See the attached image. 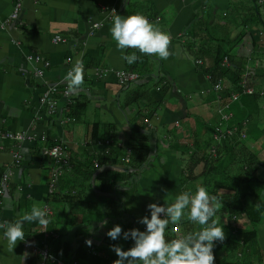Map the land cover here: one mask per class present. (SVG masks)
<instances>
[{
  "label": "crops",
  "instance_id": "1",
  "mask_svg": "<svg viewBox=\"0 0 264 264\" xmlns=\"http://www.w3.org/2000/svg\"><path fill=\"white\" fill-rule=\"evenodd\" d=\"M17 1L21 5L11 18ZM115 11L141 13L167 32L170 55L162 59L137 52L139 59L127 64L108 31ZM262 20L264 4L256 0H0V181L11 168L0 195V222L18 218L34 204L48 209L50 221L47 225L25 223L30 246L18 242L12 252L0 239V264H22L25 252L23 264H40L42 258L34 248L46 247L53 254L51 245L58 240L70 250L86 239L92 240L91 247L106 245L103 238L114 225L113 215L129 216L135 223L149 201L171 202L175 193L202 184L208 163L202 158L189 176L185 165L191 152L200 151L207 140L209 148L223 140L211 137L216 126L224 129L237 124L233 113L224 120L217 112L223 90L229 87L216 91L205 72L218 45L245 66L254 91L263 93L259 112L240 122L246 136L234 135L241 144L229 147L221 161L229 165L240 156L229 166L235 176L244 165L243 157L247 158L249 180L231 186L244 211L232 220L217 211L216 218L224 225V239L255 229L247 256L252 264H264ZM93 22L99 25L92 28ZM56 34L64 40L53 42ZM29 54L40 55L48 64L30 60ZM75 64L82 65L83 83L70 89L65 76ZM121 71L127 80L120 81L117 72ZM51 86L54 113L40 101L44 89ZM69 103H80L77 116L69 114ZM95 123L98 135L92 139ZM8 131L23 132L26 137H4ZM143 138L148 153L138 169L130 164V147L140 146ZM54 143L62 145L68 164L61 167L52 185L57 163L45 151ZM185 147L189 152L183 151ZM228 191L231 188L218 192ZM126 204L134 206L126 208ZM45 230L50 236L43 235ZM224 246L225 242H218L213 252Z\"/></svg>",
  "mask_w": 264,
  "mask_h": 264
},
{
  "label": "clouds",
  "instance_id": "2",
  "mask_svg": "<svg viewBox=\"0 0 264 264\" xmlns=\"http://www.w3.org/2000/svg\"><path fill=\"white\" fill-rule=\"evenodd\" d=\"M108 29L115 47L121 50L127 64H133L142 54L167 58L169 51V34L154 25L141 13L127 15L115 14L110 18ZM135 51L127 52V49ZM69 88L83 83V68L75 64L65 76ZM220 200L210 195L206 186L198 184L195 190H182L174 195L171 202L160 203L151 200L145 205V214L136 218V223L143 227L123 228L115 223L108 228L105 235L111 241L130 240L131 246L124 248L121 244H110V249L117 258L112 264H215L213 248L225 237L224 225L220 224L217 210ZM134 205L126 204V208ZM48 209L35 204L18 218L0 222V239L6 241L9 251L13 252L18 242H27L24 232L25 223L47 225ZM187 222L197 226L195 230L183 231L179 235L166 238V229L171 225L178 228ZM102 223L106 224L104 220ZM85 243L91 246L92 240ZM28 255L23 254V259ZM43 255V254H42Z\"/></svg>",
  "mask_w": 264,
  "mask_h": 264
},
{
  "label": "trees",
  "instance_id": "3",
  "mask_svg": "<svg viewBox=\"0 0 264 264\" xmlns=\"http://www.w3.org/2000/svg\"><path fill=\"white\" fill-rule=\"evenodd\" d=\"M263 22V20H262ZM264 24V22H263ZM213 56V64L212 66L205 69V72H208L210 74V82L214 85V83L219 78H225L230 84L229 91H240V81L242 79L246 80V85L253 86V81L251 79V75L248 72H245L246 68L243 66V64L237 63L232 55L227 52L226 49H222L220 45L215 46L212 52ZM223 58H227L229 62V66L225 65L223 63ZM212 85V86H213ZM229 91L226 89L223 90V98H226L229 95ZM260 95L258 92L253 93H245L241 92L238 99L234 100L230 108L232 109V113L234 114V121L240 126L241 121L244 119H248L250 116H254L256 113L260 110ZM80 103H69L68 104V112L71 116L75 117L77 116L79 110H77L76 106H79ZM82 105V103H81ZM150 113L148 112L147 116H149ZM98 135V124H93L92 130H91V138L95 139ZM238 136L237 134L228 135L224 138L221 142L217 141V146L215 147V152L212 153L210 146V142L208 140L206 141V144L204 148L202 147L200 151H193L190 157L187 159V163L185 165V171L190 176L197 164L202 160V158H205V163H208V166L202 171L203 178H202V185L206 186L208 192L210 195H215L220 200V206L217 211H222L226 213L227 219L232 220L240 216L241 212L244 211V207L239 200V197L237 196L236 190L232 188V185L239 186L240 182H247L249 180V174L250 170L248 169V163L247 158L243 157V163L240 167V172L237 173V175H233L230 172L229 166H232L235 161H239L240 156L237 154V158L231 161L229 165L222 164V159L227 158V151L231 146L240 145L241 142L236 139L234 136ZM213 138V136H211ZM141 145L135 148L130 147V164L132 167L140 168L141 164L145 162L146 155L148 153V149L145 148L143 145L145 142V138L141 139L139 141ZM56 144V143H54ZM53 145V144H52ZM211 146V147H212ZM209 148V150H208ZM185 152H189L187 150V147L183 150ZM208 158V159H206ZM96 162V161H95ZM96 165L98 163L96 162ZM228 168V169H227ZM223 172H226L223 173ZM90 173H93V170L90 171ZM224 174V175H223ZM230 178V179H229ZM233 179H237L236 182H233ZM102 183L104 185L107 184V180L104 178H101ZM107 187H110V184L108 183L106 185ZM104 187V186H102ZM227 193L220 194V190L228 189ZM114 224L119 223L123 226V228H130V227H140L136 222L134 223L133 218L129 216H125L124 218H120L116 215H113L112 217ZM141 228V227H140ZM188 230H195L197 228L196 225L191 224L187 222L185 218V222L180 225V233L182 232V229ZM194 228V229H193ZM180 233H176L175 230H173V227L170 225L165 232L166 238H172ZM256 237V230H240L236 235L232 236L231 238H225L223 241H220V244L222 242L226 243V246L222 250H218V252L215 254V263L218 261H221L219 263L222 264H252L250 262V259L247 256V248H249L250 243L255 239ZM51 238V237H49ZM47 239V238H46ZM51 240V239H49ZM103 240L107 243L106 245L101 246H88L85 242L82 241L80 245L75 247L74 249L70 250V247L65 245L64 242H60L59 240L54 243L51 249V252L55 254L58 257H64L70 258L72 257V260L79 264H112V261H114L117 258L116 253H114L109 245L118 243L121 244L124 248H127L131 246L130 240H117V241H111L107 236L103 238ZM49 242V241H48ZM73 251V252H72ZM220 251V252H219ZM231 251L237 252L238 251V257L235 260H226L228 258ZM56 264V263H53ZM253 264H256L254 262Z\"/></svg>",
  "mask_w": 264,
  "mask_h": 264
},
{
  "label": "built area",
  "instance_id": "4",
  "mask_svg": "<svg viewBox=\"0 0 264 264\" xmlns=\"http://www.w3.org/2000/svg\"><path fill=\"white\" fill-rule=\"evenodd\" d=\"M259 2L261 3H264V0H258ZM19 7H20V2L17 1L14 5V8L10 14L11 18H14L17 16V13H18V10H19ZM99 23L98 22H93L92 23V28H95L96 26H98ZM64 38L61 37L60 35L56 34L52 37V41L53 42H59V41H63ZM28 58L30 60H33L35 62H42L44 65H47L48 64V61L47 60H43L42 57L40 55H33V54H29L28 55ZM68 60H70V57L67 58ZM224 62L226 63V58H224ZM38 72L40 73V69H37ZM118 73V77L120 79V81H124V80H127V77H126V73L121 71V72H117ZM222 87V84H221V80L218 79L214 85H213V88L216 90V91H219ZM245 90L247 92H251L252 89L251 88H245ZM237 98V94L236 93H232L231 94V100H234ZM42 102L44 103H47V109L49 112L53 111L54 108H55V101L53 99H51V91L50 90H46L43 94H42V97L40 98ZM228 102H225L224 103V107H228ZM220 112V115H221V119H228V117L230 116V113L228 112H223L221 109L218 110ZM238 132L239 136L240 137H244L245 136V132L242 131V130H239L236 126H232V127H226L224 129H220L218 126L215 127V130L213 132V137L215 139H222L224 138L225 136H228V135H232L234 133ZM4 137H7V138H12V139H16V140H21V139H24L26 137V135L23 133V132H5L3 134ZM51 156L54 158V161L58 164L59 162L62 163L64 166L68 164V157H67V153L66 151L64 150V148L61 146V145H58V144H55L53 145L49 151H48ZM212 152H214V149H212ZM18 159H15V162H17ZM61 173V169L60 167L57 168L55 171H54V175L57 176ZM11 174V168H7L3 174H2V178H1V181H0V194L3 193V190L5 188V185H6V181L8 179V177L10 176ZM53 184V182H52ZM173 230L177 231L178 228H173ZM27 244V243H25ZM34 250L36 252H38L42 259L40 261V264H44V260L47 258L49 259L50 261H54L56 260L55 257L51 256L50 254H48L47 252V249L46 248H37L35 247ZM43 254V255H42ZM57 263H61V261L57 260ZM65 264H75V262H72V263H65Z\"/></svg>",
  "mask_w": 264,
  "mask_h": 264
},
{
  "label": "bare ground",
  "instance_id": "5",
  "mask_svg": "<svg viewBox=\"0 0 264 264\" xmlns=\"http://www.w3.org/2000/svg\"><path fill=\"white\" fill-rule=\"evenodd\" d=\"M257 1V3L259 4V5H261V4H264V3H261V2H259L258 0H256ZM20 2V1H19ZM20 5H21V2H20ZM59 35V34H58ZM61 36V35H60ZM62 37V36H61ZM228 61H227V58H226V63H227ZM37 72H38V70H37ZM39 73V72H38ZM39 74H41V73H39ZM220 80H221V84H222V87H221V89L219 90V92H221V90L222 89H224V88H227V87H230V84H229V82L227 81V79H226V81L228 82L227 84H223V80L225 79V78H219ZM213 87V86H212ZM240 87H241V90L240 91H229V95L226 97V98H221V96L220 95H218V99L220 100V98H221V100H222V104H221V106H219L218 107V109H217V112L219 113V115H220V112L218 111L219 109H221L223 112H228V113H230V115H231V111H229V108H230V105H231V103L234 101V100H237L238 99V97H239V95H240V93L241 92H245V93H253V92H255L254 91V87L253 86H250V85H246V80L245 79H242L241 81H240ZM245 88H251L252 89V91L251 92H247L246 90H245ZM46 90H50L51 91V99H53L54 101H55V108H54V110L53 111H51V112H55L56 111V99L54 98V93H55V90H54V88L51 86V87H49V88H45L44 89V91H43V93L46 91ZM256 92H258V91H256ZM232 93H236L237 94V98L236 99H234V100H231V94ZM262 93H263V91H260V92H258V94L260 95H262ZM41 98V97H40ZM40 101H41V99H40ZM42 102V101H41ZM225 102H228L229 104H228V107H224V103ZM44 103V102H43ZM46 106H48L47 105V103H44ZM263 114H264V110H263ZM220 117H221V115H220ZM230 117V116H229ZM228 117V118H229ZM227 120V119H226ZM242 124V123H241ZM232 126H236L239 130H242V131H244L245 132V136H246V129L244 128V127H242V125H238V124H233V125H230L229 127H232ZM227 127V126H226ZM214 130H215V128H214ZM18 132V131H17ZM214 132V131H213ZM234 134H237L238 136H239V134H238V132H236V133H234ZM233 135V134H232ZM212 136H213V133H212ZM244 136V137H245ZM226 137V136H225ZM224 137V138H225ZM240 137V136H239ZM214 138V137H213ZM224 138H222V139H224ZM215 139V138H214ZM222 139H219V140H222ZM56 144H58V145H61V144H59V143H56ZM55 145V144H54ZM53 146V145H52ZM51 146V147H52ZM62 146V145H61ZM51 147H49L48 149H47V151H45L48 155H51L48 151H49V149L51 148ZM212 149H214V152H215V147L214 146H212L211 147V151H212ZM129 152V151H128ZM214 152H212V153H214ZM126 160L128 161L129 160V154H127V156H126ZM95 164H96V162H95ZM64 165L62 164V163H58L57 164V167H55V169H54V171L57 169V168H59L60 167V169H61V167H63ZM56 177H58V175L57 176H55L54 177V179H53V184L55 183V181H56ZM52 184V185H53ZM6 189V185H5V188H4V190ZM3 190V191H4ZM2 194V193H1ZM0 194V195H1ZM140 227L142 228L143 226L142 225H140ZM50 234H51V232L50 231H44L43 232V235L46 237V236H50ZM27 244H25V246H28L29 245V243L28 242H26ZM30 246V245H29ZM39 248V247H38ZM44 248H46V247H44ZM47 249V248H46ZM47 252H48V254H50L51 256H53V257H55L53 254H51L49 251H48V249H47ZM38 253V252H37ZM41 256V255H40ZM42 258V257H41ZM55 259L56 260H54V261H50L49 259H45L44 260V264H46V263H48V262H52V263H56V264H65V263H67V262H69V263H72V262H75L74 260H72V257H71V259H69L68 261H64V260H62V259H59V258H57V257H55ZM57 260H59V261H61V263H57ZM75 264H77V262H75Z\"/></svg>",
  "mask_w": 264,
  "mask_h": 264
},
{
  "label": "rangeland",
  "instance_id": "6",
  "mask_svg": "<svg viewBox=\"0 0 264 264\" xmlns=\"http://www.w3.org/2000/svg\"><path fill=\"white\" fill-rule=\"evenodd\" d=\"M226 79H224L223 80V84L225 85L226 84ZM233 174V173H232ZM203 178V177H202ZM230 179V178H229ZM192 182V181H191ZM185 183L187 184V185H189V182H187V179H185ZM193 191L195 190L194 188H191ZM176 233H180V230L178 229L177 231H176ZM238 251L237 252H234V251H231V253L229 254V256H228V258H226V260H235L237 257H238ZM220 264H222V263H220Z\"/></svg>",
  "mask_w": 264,
  "mask_h": 264
}]
</instances>
